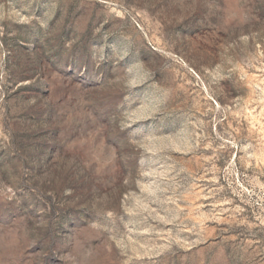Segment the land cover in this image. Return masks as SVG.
Returning <instances> with one entry per match:
<instances>
[{
	"label": "rangeland",
	"instance_id": "obj_1",
	"mask_svg": "<svg viewBox=\"0 0 264 264\" xmlns=\"http://www.w3.org/2000/svg\"><path fill=\"white\" fill-rule=\"evenodd\" d=\"M0 264H264V0H0Z\"/></svg>",
	"mask_w": 264,
	"mask_h": 264
}]
</instances>
